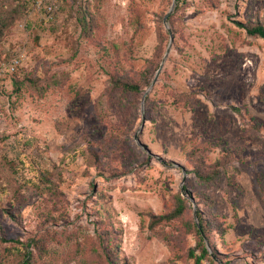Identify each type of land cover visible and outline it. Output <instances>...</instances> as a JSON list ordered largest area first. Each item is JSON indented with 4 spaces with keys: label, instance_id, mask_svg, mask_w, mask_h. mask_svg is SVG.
<instances>
[{
    "label": "rangeland",
    "instance_id": "1",
    "mask_svg": "<svg viewBox=\"0 0 264 264\" xmlns=\"http://www.w3.org/2000/svg\"><path fill=\"white\" fill-rule=\"evenodd\" d=\"M56 4L0 0V264H264V0Z\"/></svg>",
    "mask_w": 264,
    "mask_h": 264
},
{
    "label": "trees",
    "instance_id": "2",
    "mask_svg": "<svg viewBox=\"0 0 264 264\" xmlns=\"http://www.w3.org/2000/svg\"><path fill=\"white\" fill-rule=\"evenodd\" d=\"M55 9H56V8H55ZM53 14H54V12H53ZM238 23H239V25H240L241 27H243V28L246 29V31H247V33H248L249 35L260 36V37H263V38H264V26H263V25H261V24H257V25H254V26H247V25H245L244 23H242V22H240V21H238ZM124 87L127 88V89H130V90L137 89V86H135V85H131V84H124ZM182 208H183V206L178 207V208L174 211L173 214H174V215L179 214V213L182 211ZM201 222H202V220L200 219V225L197 226V231L203 233V231H204V227L201 225ZM191 254L193 255L194 252L191 251ZM207 254H209V250H208L207 246H204V247L202 248V253H201V255L196 256V264H200L201 261H202V259H203ZM25 255H26V258H25V260H24V264H27V261L29 260L30 252H29V251L26 252Z\"/></svg>",
    "mask_w": 264,
    "mask_h": 264
},
{
    "label": "built area",
    "instance_id": "3",
    "mask_svg": "<svg viewBox=\"0 0 264 264\" xmlns=\"http://www.w3.org/2000/svg\"><path fill=\"white\" fill-rule=\"evenodd\" d=\"M57 0H36V5L40 11L43 12L44 18H52L53 12L57 6ZM25 56L23 53L17 54L12 59L11 65L12 68H17L23 65Z\"/></svg>",
    "mask_w": 264,
    "mask_h": 264
},
{
    "label": "water",
    "instance_id": "4",
    "mask_svg": "<svg viewBox=\"0 0 264 264\" xmlns=\"http://www.w3.org/2000/svg\"><path fill=\"white\" fill-rule=\"evenodd\" d=\"M176 1V0H175ZM173 8H174V5H173V7H172V9L166 14V16H165V18H164V21H165V24H166V26H167V18H168V16H169V14L173 11ZM169 29V32H170V35H171V40H173V34H172V31H171V29L170 28H168ZM169 51V50H168ZM162 66H163V64L161 65V68H162ZM195 214L197 215V212L195 211Z\"/></svg>",
    "mask_w": 264,
    "mask_h": 264
}]
</instances>
